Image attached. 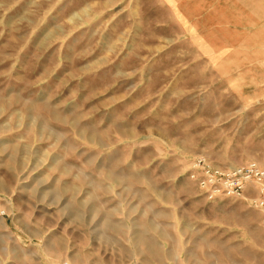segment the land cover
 I'll return each mask as SVG.
<instances>
[{
    "label": "rangeland",
    "instance_id": "1",
    "mask_svg": "<svg viewBox=\"0 0 264 264\" xmlns=\"http://www.w3.org/2000/svg\"><path fill=\"white\" fill-rule=\"evenodd\" d=\"M108 1L0 0V169L13 165L17 197L36 200L31 237L16 235L4 263L62 251L103 264H264V212L246 201L202 221L184 202L175 220L172 205L147 202L186 200L174 174L197 154L264 162V107L235 108L230 68L202 46V1L168 0L187 33L165 2ZM87 200H143L147 212L88 220ZM137 231L162 258L141 263ZM113 232L126 234L123 251Z\"/></svg>",
    "mask_w": 264,
    "mask_h": 264
},
{
    "label": "crops",
    "instance_id": "2",
    "mask_svg": "<svg viewBox=\"0 0 264 264\" xmlns=\"http://www.w3.org/2000/svg\"><path fill=\"white\" fill-rule=\"evenodd\" d=\"M158 1L167 4L169 10L178 20L179 24H177V26L179 29H181L183 33H187L185 30L186 28L181 25L179 17L175 14L176 11L172 7V2L180 6L181 9L187 10V7L195 5L196 0H172V2L168 0ZM201 1L202 46H215L214 56H208V58L210 59V57H214V60L218 61L216 63L218 69H222L223 67L230 68V75L232 78L231 87L233 92L237 94V104L235 105V108L239 111V114L245 111L246 114H248L249 110L257 109V107L263 108L264 0ZM154 2L155 5H157L156 0ZM204 50H208V48H205ZM245 123H248V116L245 119ZM257 162L264 166V162ZM186 167L185 164L181 165L178 170L176 169L174 174L175 188L183 190L180 193H183V198L185 196L187 197L185 198L186 200H147L150 207H157L159 204L172 205L174 208H172L171 213L177 214V216H174L173 218L175 220L176 217L179 219L181 218V214L185 213L180 206V203L184 202V206H192V208L188 210L191 211L192 215L197 217L200 221H202V215H204L205 209L207 208L223 210V208L228 205H234L236 208L239 207L242 209L243 202L245 201L242 198H222L211 201L206 199L198 192L193 182L186 175ZM15 189V168L13 165L10 166L8 164L5 168L3 167L0 169V236L5 237L0 242V264H5L4 262L8 261V259L13 256L15 252L14 241L16 235L22 237L23 241H18L23 245L26 244L27 238L31 237L29 233V215L31 213L30 204H34L36 200H19ZM189 194H191V196H189ZM86 203L88 207L87 219L90 218V214H93V217H95V215H97V217L101 215H111L112 218L118 219L119 217L117 215L124 213H139V219H141L143 212H147V209L145 208L144 210L143 208V200H87ZM185 209L186 208L184 207V210ZM202 210L204 213H202ZM238 214L239 213H236L235 215L237 216ZM219 215L218 218H221ZM107 226L115 227L114 230L118 229L115 224L113 226ZM174 228H176V225H174ZM141 234L142 232L137 231L134 236L136 237L134 238L136 252L145 253L148 258L142 260L141 263H153V259H158V257L162 258L160 255L155 257V255L162 250L158 247L157 241L151 236L152 234L147 232L146 235H143L145 236L144 238L138 239V236H141ZM125 235L124 232H113V236L118 238L113 239L117 241L111 243L115 253L124 250V239L121 236ZM160 235H163V233ZM43 246L47 249L45 244ZM170 251H173V249ZM170 251H168V253ZM42 252L44 256L39 254L38 258L39 260H43L42 258L45 257L43 260L44 264H48L51 260L62 258L68 259L72 264H103L101 262L91 263L89 260H84L79 257L77 253H73L72 257H64L61 256L62 251H57L56 254L58 255H47L44 251ZM118 261H120V259H118Z\"/></svg>",
    "mask_w": 264,
    "mask_h": 264
},
{
    "label": "built area",
    "instance_id": "3",
    "mask_svg": "<svg viewBox=\"0 0 264 264\" xmlns=\"http://www.w3.org/2000/svg\"><path fill=\"white\" fill-rule=\"evenodd\" d=\"M186 175L208 200L242 198L251 207L264 211V166L255 160L235 165H216L203 154L189 160ZM48 264H72L68 259ZM84 264V263H77Z\"/></svg>",
    "mask_w": 264,
    "mask_h": 264
},
{
    "label": "bare ground",
    "instance_id": "4",
    "mask_svg": "<svg viewBox=\"0 0 264 264\" xmlns=\"http://www.w3.org/2000/svg\"><path fill=\"white\" fill-rule=\"evenodd\" d=\"M108 0H103V3L105 4V5H107L108 4ZM85 11H87V10H85Z\"/></svg>",
    "mask_w": 264,
    "mask_h": 264
}]
</instances>
